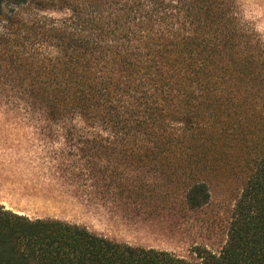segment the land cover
<instances>
[{"label": "trees", "instance_id": "obj_1", "mask_svg": "<svg viewBox=\"0 0 264 264\" xmlns=\"http://www.w3.org/2000/svg\"><path fill=\"white\" fill-rule=\"evenodd\" d=\"M1 21L17 24L0 40L53 128L80 136L88 175L143 200L155 190L137 176L165 178L163 200L177 187L192 210L220 177L243 185L220 250L195 242L192 257L0 204V264H264V38L237 0H0Z\"/></svg>", "mask_w": 264, "mask_h": 264}, {"label": "rangeland", "instance_id": "obj_2", "mask_svg": "<svg viewBox=\"0 0 264 264\" xmlns=\"http://www.w3.org/2000/svg\"><path fill=\"white\" fill-rule=\"evenodd\" d=\"M237 1L245 19L264 38V0ZM43 10L57 17L66 12L52 7ZM8 28H12L9 33L18 31L17 24L1 21L0 36ZM7 52L2 38L0 204L31 217L61 218L118 241L168 249L184 257H192L195 242L220 250L241 192V177L217 179L210 203L197 210L183 204L182 190L177 187L171 189L170 200L164 201L165 178L161 177L137 176L138 183L155 190L147 191L144 200L142 196H121L118 188L108 186L102 173L88 175L79 155L80 136L53 128L30 92L29 78L21 77ZM125 177L114 179L119 184Z\"/></svg>", "mask_w": 264, "mask_h": 264}]
</instances>
